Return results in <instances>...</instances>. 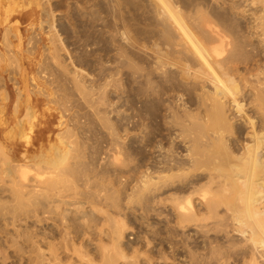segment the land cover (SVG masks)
Returning a JSON list of instances; mask_svg holds the SVG:
<instances>
[{
    "label": "bare ground",
    "instance_id": "bare-ground-1",
    "mask_svg": "<svg viewBox=\"0 0 264 264\" xmlns=\"http://www.w3.org/2000/svg\"><path fill=\"white\" fill-rule=\"evenodd\" d=\"M89 8L68 51L50 11L48 55L0 50V264H264V0Z\"/></svg>",
    "mask_w": 264,
    "mask_h": 264
},
{
    "label": "rangeland",
    "instance_id": "rangeland-1",
    "mask_svg": "<svg viewBox=\"0 0 264 264\" xmlns=\"http://www.w3.org/2000/svg\"><path fill=\"white\" fill-rule=\"evenodd\" d=\"M12 1H13V3H12ZM69 1H72V2L70 3ZM85 1L84 0H9V3H8V0H0V6H1L0 7V21H3L4 18H5L6 13L4 15V12H6V10H4V9H6V8H9V9L10 8L11 9L12 8L13 9L14 8L15 9L17 8L16 10H18V12L21 11V10H24V12L21 11L19 13V15L21 14L20 17L14 18L10 22L7 21V22H5L3 24H2V22L0 23V30H1L0 31V50H2V52L5 51L4 54L6 53L5 54L6 57H8V56H14V54L16 55L17 53H15L13 51L16 50L15 47H18V44H19L18 38H19V39H21V41H20V48L18 47V49H20V50L17 49L16 52L18 51V53H20L19 55H21V57L17 54L18 55V59H25L27 57H29V58L32 57L29 54V50L32 47L35 48V46L37 44H39V45L36 46V48L34 50L35 51V53H34L35 56L33 55V57H36V60H37V59H39V55L40 54H41L40 56H42V57H44L45 55H48L47 54L48 50L45 47V46L48 47L50 45V39L47 38V39H49V41L47 39L45 40V35H46L47 31H48V28L46 27L47 24L45 23V25L43 24V26H42V23H40L39 21L42 22L46 18L45 17V12L50 11L51 14H52V16H53V19H54V25L56 27V31H58L57 33H58V35H59L60 38L61 37H64V38H62L63 40L62 39L61 40H62L64 46L66 45L65 46V49L68 51V46H69L70 49L73 47V46H71V45L68 44V26L71 23L74 22V21L70 22L71 21L70 16L73 15V14H75L76 13L75 11L78 10V8L79 9H82V8L85 9V10L82 9L81 13L88 12L89 11L88 9H90L89 7H91V9H94V8H92V4H93V2L95 0H93V1L92 0L91 1L90 0H87L86 3H85ZM90 2H91V4H90ZM10 3L12 4L13 7L10 6ZM15 3H16V5H15ZM87 3H89V4H87ZM5 4H7L9 6H7ZM86 4L87 5H90V6H87ZM76 5H77L78 8L76 7ZM73 6H75V8ZM50 9H52V10H50ZM10 11L13 12V13L10 12L11 14H13L12 16L16 15V14H14V13H16V11L15 12H14V10H10ZM8 12L9 11H7V13ZM71 12H72V14H71ZM10 13H8V14H10ZM42 13L44 15H42ZM23 16H24V18H23ZM44 22L45 21H43V23ZM68 22H69V25H67ZM31 23H32V25L35 24V26L33 25V27H32ZM32 28H33V30H32ZM7 29H9V30H7ZM40 29H44L42 32L45 33V35L43 33H41V30ZM45 29H47V30L45 31ZM39 30H40V32H39ZM34 32H36L39 35L35 34ZM35 35H36V37H35ZM5 41H6V43H5ZM44 41H47V43L44 42ZM69 41L71 42V40H69ZM45 43H46V45H45ZM6 44L8 45V47H7L8 49L6 48V46H7ZM13 45L15 46V47H13L14 50H11V49H13L11 46H13ZM42 45H43V47H42ZM51 47H53V46H51ZM6 50L8 51L9 55H8V53H7ZM40 50H41V52L42 51L43 52L41 53ZM11 51L14 54H12ZM61 53H63V52H60V54ZM65 54L64 55L61 54V55H62V58H64V60L66 59V63L68 64V62H67L68 60H67V57H66ZM33 57L30 58V59L33 60ZM27 61H29V60H27ZM27 61L25 59V62H27ZM17 64H15V63H9V61H8L6 65L4 64L2 66V68L5 69V71H6L7 68L9 69V71L7 70L5 73H3V75H4L5 79L7 80V82H8L9 79L12 78V81L8 83L10 85V88H9L8 91L10 92L12 99H11V101L9 103V106L7 107V110H5L6 111V114H7V117L10 119L9 122H11L12 115H13V112H14V105L16 104V101H17V97H16V95H17V91L16 90L17 89L16 88L17 87L19 88L20 86H23L22 84L24 83V81L21 80L22 77L24 76V73H23V76L22 77H21V74L20 73L23 72L26 69V73L27 74L26 73L25 74L27 76V79H29L30 77H33L36 74V70L35 69L32 70L31 69L32 66L31 65H28V63H26V64L24 63V64L21 65V68H22V66L24 67V68H22L23 71H22V69L20 67L18 68ZM37 64H38V62H37ZM4 66H5V68H4ZM6 66H7V68H6ZM29 66H31V67H29ZM14 67H16V68H14ZM10 69H12L13 71L10 70ZM14 69H16V70L14 71ZM20 70H21V72H19ZM11 74H12V76H11ZM26 76H24L23 79L26 78ZM15 78H16V80H15ZM13 80L18 82L16 84V86H14V87H13V83H14ZM21 81L23 83H21ZM41 98L43 99V101L41 102V104H39L35 108L36 115L39 118H42V120H44L46 118V116H47L46 115L47 113L48 114H50V113L54 114L55 120L52 122V127L53 128H55L57 126L58 120L61 119L62 117L64 118V119H62L63 121H67V119H68V97H66L64 94H62V93L59 92L58 95H54V96L52 95V96L49 97V99L48 98L46 99L44 97H41ZM1 105H2V102L0 101V107H1ZM21 107H22V104H21ZM42 116H44L45 118L42 117ZM69 209H72V208H69ZM190 233H191V231H190Z\"/></svg>",
    "mask_w": 264,
    "mask_h": 264
}]
</instances>
